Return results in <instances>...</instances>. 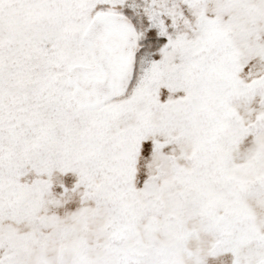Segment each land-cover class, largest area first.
Returning a JSON list of instances; mask_svg holds the SVG:
<instances>
[{"label":"snow or ice","instance_id":"obj_1","mask_svg":"<svg viewBox=\"0 0 264 264\" xmlns=\"http://www.w3.org/2000/svg\"><path fill=\"white\" fill-rule=\"evenodd\" d=\"M0 264H264V0H0Z\"/></svg>","mask_w":264,"mask_h":264}]
</instances>
